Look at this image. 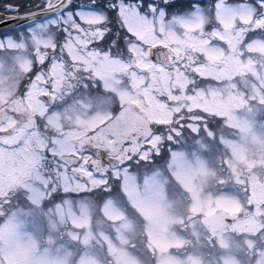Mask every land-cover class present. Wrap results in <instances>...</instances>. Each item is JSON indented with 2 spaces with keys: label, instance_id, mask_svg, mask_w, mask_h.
Here are the masks:
<instances>
[{
  "label": "snow or ice",
  "instance_id": "obj_1",
  "mask_svg": "<svg viewBox=\"0 0 264 264\" xmlns=\"http://www.w3.org/2000/svg\"><path fill=\"white\" fill-rule=\"evenodd\" d=\"M0 264H264V0L0 2Z\"/></svg>",
  "mask_w": 264,
  "mask_h": 264
},
{
  "label": "trees",
  "instance_id": "obj_2",
  "mask_svg": "<svg viewBox=\"0 0 264 264\" xmlns=\"http://www.w3.org/2000/svg\"><path fill=\"white\" fill-rule=\"evenodd\" d=\"M1 1V0H0Z\"/></svg>",
  "mask_w": 264,
  "mask_h": 264
}]
</instances>
